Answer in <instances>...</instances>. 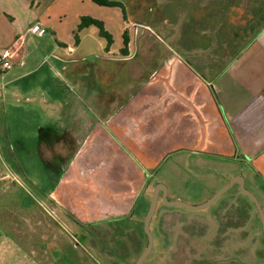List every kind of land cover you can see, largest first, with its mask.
<instances>
[{
    "label": "crops",
    "instance_id": "obj_1",
    "mask_svg": "<svg viewBox=\"0 0 264 264\" xmlns=\"http://www.w3.org/2000/svg\"><path fill=\"white\" fill-rule=\"evenodd\" d=\"M110 1L120 6L0 0V51H15L13 69H0L5 121L12 117L7 98L34 92L41 99L46 80L54 89L48 75L38 73L49 54L56 63L67 62L87 46L85 38L117 51V57L97 56L82 71H68L94 107L69 106L67 121L58 124L59 108L42 109L54 115L36 126L42 159L69 160L53 185L55 208L78 224L137 225L155 184L157 146L163 144H178L185 154L210 161L247 164L249 179L259 180L264 190V0ZM80 17L100 21L115 36L112 42L106 47L94 26L74 38ZM34 27L42 33H32ZM34 38L48 41L31 58ZM115 61L117 70L106 68ZM31 63L36 66L24 71ZM105 69L113 74L110 84L101 77ZM29 76L36 81L32 89L25 83ZM81 149L90 154L82 170L72 161ZM214 190L203 188L196 198Z\"/></svg>",
    "mask_w": 264,
    "mask_h": 264
},
{
    "label": "rangeland",
    "instance_id": "obj_2",
    "mask_svg": "<svg viewBox=\"0 0 264 264\" xmlns=\"http://www.w3.org/2000/svg\"><path fill=\"white\" fill-rule=\"evenodd\" d=\"M114 37L112 35L111 42ZM85 39L87 46L82 47L80 54L71 60L56 63L49 54L50 57L40 65L38 73L47 74L55 90L48 86L49 81L46 80L43 99L37 98L34 92L7 98L12 117H7L6 121L0 111V176L7 174L0 178V264H134L146 246L143 219L148 205L143 211L144 216H139L137 225L127 220L78 224L67 216L68 213L65 217L53 205V185L59 178V169L67 167L69 160L42 159L36 126L50 121L47 119L50 113L42 109L48 111L52 105L59 108L60 114H55L58 118L55 123L58 124L67 121L65 112L69 106L94 107L92 98L86 96L84 89L69 79L68 71H82L83 64L97 56L117 57L116 50L107 52L90 38ZM43 40L34 38L29 46L26 44L31 58L38 53L36 47L40 49L41 42L44 44L47 39ZM101 40L105 41L104 38ZM53 54L56 55L55 52ZM32 63L26 64L24 71L35 67L37 62ZM9 68L13 69L11 63ZM106 68L117 70V61ZM106 71H102L101 77L110 84L114 77ZM26 80L32 89L36 81L32 76ZM113 104L116 102L109 105ZM86 111L89 114L90 109ZM53 121L52 118L51 123ZM157 147L151 175L155 184L165 186L166 199L199 205L234 175L240 174L243 187L255 196L264 213V190L259 180L249 179V165L190 156L182 152L178 144ZM84 149L72 160L80 170L86 169L89 163L90 154ZM197 158L204 160L199 162ZM155 184L151 185L148 204ZM203 188L215 190L210 195L208 192L204 200H198L196 197ZM149 231L151 248L140 264H171L172 251L185 249V244L203 255L201 264H264V228L253 203L236 184L199 209L167 205L158 197L149 221ZM186 238L192 241L187 242ZM176 255L178 253L175 252ZM178 258L174 257L172 264H181ZM189 258L182 264H189ZM192 258L201 260L197 255Z\"/></svg>",
    "mask_w": 264,
    "mask_h": 264
},
{
    "label": "water",
    "instance_id": "obj_3",
    "mask_svg": "<svg viewBox=\"0 0 264 264\" xmlns=\"http://www.w3.org/2000/svg\"><path fill=\"white\" fill-rule=\"evenodd\" d=\"M243 177L240 174H236L234 175L224 186H222L219 190H217L209 199H207L205 202L199 204V205H189L186 203H183L179 200L173 199V200H168L166 199V188L163 184L161 183H156L152 194H151V198L148 204V208L145 214V217L143 219V232L146 236V246L144 248V250L140 253V255L137 257V259L135 260L134 264H140L141 261L144 259V257L148 254L150 248H151V243H152V238H151V234L149 231V221L150 218L152 216V213L154 211V207L156 204V201L158 199V195L161 198V200H163V202L167 205H178V206H182L186 209H199V208H203L207 205H209L215 198H217L222 192H224L227 188H229L232 184H236L239 188V190L245 194L253 203L256 212H257V216L264 228V213L258 203V201L256 200L255 196L248 190H246L243 187Z\"/></svg>",
    "mask_w": 264,
    "mask_h": 264
},
{
    "label": "trees",
    "instance_id": "obj_4",
    "mask_svg": "<svg viewBox=\"0 0 264 264\" xmlns=\"http://www.w3.org/2000/svg\"><path fill=\"white\" fill-rule=\"evenodd\" d=\"M93 2L99 6H106V7H119L120 6L119 3L115 1H110V0H93ZM88 26H94L97 29L98 36L100 38L105 39L106 47L110 44L111 37L107 32L104 31L102 23L98 20L88 18V17H80L79 22L74 30V38L77 37V32L80 29L86 28Z\"/></svg>",
    "mask_w": 264,
    "mask_h": 264
},
{
    "label": "flooded vegetation",
    "instance_id": "obj_5",
    "mask_svg": "<svg viewBox=\"0 0 264 264\" xmlns=\"http://www.w3.org/2000/svg\"><path fill=\"white\" fill-rule=\"evenodd\" d=\"M158 197H159V195H158ZM185 241L189 242L192 240L186 238ZM194 241H197V239ZM184 246H186L185 249L182 247L180 249H174L172 251V253H171V264H172V261L174 260V257H177V258L179 257L178 260L181 264L184 263L185 259H188L189 257H190L188 260L189 264H195V263L201 264L203 262V255H201V253L199 251H196L195 249L189 247V244H185ZM175 252L178 253V255L175 256ZM195 255H197L198 257H201V260L199 258H192Z\"/></svg>",
    "mask_w": 264,
    "mask_h": 264
},
{
    "label": "built area",
    "instance_id": "obj_6",
    "mask_svg": "<svg viewBox=\"0 0 264 264\" xmlns=\"http://www.w3.org/2000/svg\"><path fill=\"white\" fill-rule=\"evenodd\" d=\"M32 33L35 35H40L42 33V28L34 27ZM14 50L4 49L0 51V69L5 70L10 66V60L14 55Z\"/></svg>",
    "mask_w": 264,
    "mask_h": 264
}]
</instances>
